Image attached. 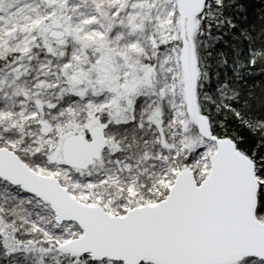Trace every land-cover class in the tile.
Returning <instances> with one entry per match:
<instances>
[{
  "label": "snow or ice",
  "instance_id": "snow-or-ice-1",
  "mask_svg": "<svg viewBox=\"0 0 264 264\" xmlns=\"http://www.w3.org/2000/svg\"><path fill=\"white\" fill-rule=\"evenodd\" d=\"M0 264H264V0H0Z\"/></svg>",
  "mask_w": 264,
  "mask_h": 264
}]
</instances>
